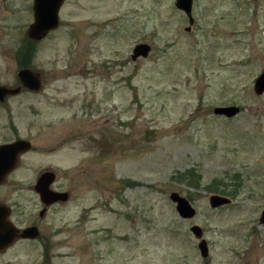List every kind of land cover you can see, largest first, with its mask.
<instances>
[{
  "label": "rangeland",
  "instance_id": "obj_1",
  "mask_svg": "<svg viewBox=\"0 0 264 264\" xmlns=\"http://www.w3.org/2000/svg\"><path fill=\"white\" fill-rule=\"evenodd\" d=\"M174 2L67 0L27 59L17 50L29 40L32 0H0V84L19 85L22 67L41 76L39 90L0 106V141L15 125L36 146L22 158V183L48 165L73 193L41 222L51 264H264V92L253 91L264 0H192L189 30ZM137 43L150 51L132 59ZM222 105L239 111L215 114ZM173 191L194 207L191 218L178 215ZM210 194L231 202L211 208ZM20 200L24 225L38 206L24 189ZM6 260L42 263L25 245Z\"/></svg>",
  "mask_w": 264,
  "mask_h": 264
},
{
  "label": "flooded vegetation",
  "instance_id": "obj_2",
  "mask_svg": "<svg viewBox=\"0 0 264 264\" xmlns=\"http://www.w3.org/2000/svg\"><path fill=\"white\" fill-rule=\"evenodd\" d=\"M66 2L67 0H63L60 8H62L64 3ZM30 41L36 42L34 40ZM23 90L37 91L23 87L21 88L19 93L7 95L4 98V101L0 102V106L4 105L5 102L13 96L20 94ZM11 128L13 137H11L10 139L1 140L0 145L12 143L18 139H23L28 141L30 143V146L26 151L20 152L17 155L15 162L11 168H6L4 169V171H2L3 177L0 180V258L8 254L9 251L11 252L12 249L25 245L39 252L40 256L42 257V263L39 264H51L54 246L53 236L50 233L44 232L42 230L41 222L53 209H55V207L64 206V204L68 203L72 199V188L69 183L59 184L58 182L60 179V175L58 171L48 165L37 169L35 172L33 170L32 177L23 184L19 173L20 169L22 168V158L25 154L31 151H35L36 146L32 145L31 140L28 137H22L19 131L16 129L15 125ZM59 146V144L47 145L43 146V150L47 152H53L57 150ZM4 160H1L0 156V165H6ZM40 178H43L42 186L48 191V195H46L45 198L40 195L36 188L38 179ZM23 189L32 194L33 200L38 206L36 215L33 216V219L31 221L25 223L24 225H22L21 222L22 205L20 200L21 191ZM5 224H9V226H12L14 229H16L17 236L14 239H12V234H6L4 232ZM27 227H35L36 232L33 233V236H20L22 230ZM9 261L10 260H6L7 264L9 263ZM36 261H38V259Z\"/></svg>",
  "mask_w": 264,
  "mask_h": 264
},
{
  "label": "water",
  "instance_id": "obj_3",
  "mask_svg": "<svg viewBox=\"0 0 264 264\" xmlns=\"http://www.w3.org/2000/svg\"><path fill=\"white\" fill-rule=\"evenodd\" d=\"M62 2L63 0H33V21L28 25L26 31L28 39L34 41L40 40L41 38L45 37L48 32L58 26V11ZM174 4L186 15L189 23V25L186 27V30H189L190 25L194 21L191 13L192 0H175ZM149 51V44L137 43L132 48L131 58L136 59L137 57H146ZM17 77L20 81V84L15 87H9L7 85L0 84V102H3L4 98L7 95L19 93V91L23 87L31 90H38L41 87V76L38 71L31 70L27 67H22L18 70ZM253 91L255 94H262L264 92V70L261 71L258 76L254 79ZM238 111L239 107L236 105L215 106L213 108V112L215 114L223 115L225 117H232L237 114ZM29 146L30 143L23 139H18L12 143L0 145L1 160L5 159L4 162L6 163V165H0V180L3 177L2 171H4V169L6 168H11L15 162L17 155L20 152L26 151ZM42 181L43 178L38 179L36 188L40 195L45 198V196L48 195V191L42 186ZM169 198L175 203V209L180 217L191 218L195 214L194 207L184 196L173 191L169 194ZM230 202L231 199L228 196L221 194H210L208 197V203L211 208H217L222 205H228L230 204ZM259 223L264 224V205L259 215ZM190 231L195 236V238L199 239L197 246L201 256L205 257L208 253V248L205 239L202 238L201 227L196 224H193L190 226ZM4 232L6 234H12V239L17 236L16 229H14L12 226H9V224H5ZM34 232H36L35 227H27L22 230L20 236H33Z\"/></svg>",
  "mask_w": 264,
  "mask_h": 264
},
{
  "label": "trees",
  "instance_id": "obj_4",
  "mask_svg": "<svg viewBox=\"0 0 264 264\" xmlns=\"http://www.w3.org/2000/svg\"><path fill=\"white\" fill-rule=\"evenodd\" d=\"M33 43V41L27 40V42L22 46V48H18V54H22L23 56L29 55L27 59H30L33 53Z\"/></svg>",
  "mask_w": 264,
  "mask_h": 264
}]
</instances>
